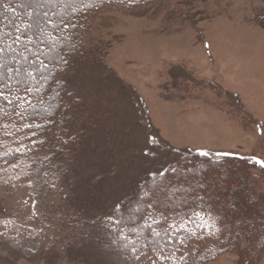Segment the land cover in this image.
Here are the masks:
<instances>
[{
	"label": "rangeland",
	"instance_id": "obj_1",
	"mask_svg": "<svg viewBox=\"0 0 264 264\" xmlns=\"http://www.w3.org/2000/svg\"><path fill=\"white\" fill-rule=\"evenodd\" d=\"M31 2L34 19L52 9L45 0ZM263 18L264 0H163L93 12L75 46L52 34L65 40L47 39L50 62H67L66 70L50 64L47 81L54 104L48 131L61 123L62 147L52 162L63 157L60 179L55 191L38 185L28 152L2 167L0 264H161L152 251L123 259L101 221L158 194L172 202L177 190L165 184L179 179L175 172L196 168L213 184L211 164L252 160L251 180L264 192ZM18 57L14 51L4 67L22 70ZM232 182L221 181L219 191L231 196ZM244 253L225 250L204 264H264V249L252 262Z\"/></svg>",
	"mask_w": 264,
	"mask_h": 264
},
{
	"label": "trees",
	"instance_id": "obj_2",
	"mask_svg": "<svg viewBox=\"0 0 264 264\" xmlns=\"http://www.w3.org/2000/svg\"><path fill=\"white\" fill-rule=\"evenodd\" d=\"M162 1L45 0L52 9L40 11L34 19L31 5L34 6L35 2L0 0V173L3 166L26 157L28 152L33 157L31 166L36 163V168L31 172L29 168L26 170L33 177L39 173L38 185L43 187L44 184L48 190L55 191L56 180L60 179L61 168L58 167L61 165H56L63 157L58 158L55 166H52V162L59 156L62 147L59 142L62 143L63 139L59 121L56 130L52 128L48 131L53 124L49 112H52L54 104L47 81L50 64L62 70L67 62L57 66L50 62L52 53L46 52L47 39L53 44L61 43L65 39L61 38L60 42V38H57L54 41L52 34L57 33L63 38L70 37L72 46H75V38L86 30V16L93 12L106 7H143ZM18 48L22 51L19 52ZM72 49L75 50L74 47ZM12 51L19 53V60L22 58L20 71L17 66L14 69L4 67L6 57L13 54ZM50 70L52 76L57 77L58 71L54 73ZM55 82L60 90L61 82ZM67 92L71 93L69 89ZM55 103L59 118L63 104L61 101ZM44 112H47L49 119H46ZM5 128L9 131H5ZM47 149L53 153L43 154ZM196 162L199 169L200 162ZM252 165V160L236 166L226 162V159L216 165L211 164L206 173L214 176L213 184L205 183L196 168L190 169V172H175L179 179L166 178L165 184L168 187L166 191L177 190L178 195L172 202L167 201L165 194H158L150 201L136 202L130 207L135 208L132 213L117 207L113 215L100 220L103 234H109L107 237L121 251L125 260L135 261L145 251H152L159 255L161 264H204L225 250H234L244 251L247 257L245 262H252L259 255V249H264V192L251 180L249 171ZM229 180H233L228 189L231 196L218 189L221 181ZM194 188L196 192H191ZM128 196L134 198L136 194L130 193ZM258 205L262 206L261 211ZM77 218L72 216L74 221ZM223 229L230 232L224 236ZM216 240L217 244H214ZM190 246L193 247L192 253H185L184 249Z\"/></svg>",
	"mask_w": 264,
	"mask_h": 264
},
{
	"label": "snow or ice",
	"instance_id": "obj_3",
	"mask_svg": "<svg viewBox=\"0 0 264 264\" xmlns=\"http://www.w3.org/2000/svg\"><path fill=\"white\" fill-rule=\"evenodd\" d=\"M203 155H207V153H202Z\"/></svg>",
	"mask_w": 264,
	"mask_h": 264
}]
</instances>
